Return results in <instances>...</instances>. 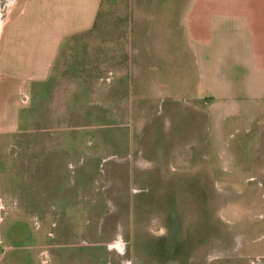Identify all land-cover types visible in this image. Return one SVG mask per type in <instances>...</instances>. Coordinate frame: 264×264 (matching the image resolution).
I'll return each instance as SVG.
<instances>
[{
  "label": "rangeland",
  "instance_id": "374dc122",
  "mask_svg": "<svg viewBox=\"0 0 264 264\" xmlns=\"http://www.w3.org/2000/svg\"><path fill=\"white\" fill-rule=\"evenodd\" d=\"M132 1L104 0L0 132V264H264V0H197L222 98L189 34L156 62L155 10Z\"/></svg>",
  "mask_w": 264,
  "mask_h": 264
},
{
  "label": "crops",
  "instance_id": "0c3cea01",
  "mask_svg": "<svg viewBox=\"0 0 264 264\" xmlns=\"http://www.w3.org/2000/svg\"><path fill=\"white\" fill-rule=\"evenodd\" d=\"M203 1L207 2V0ZM209 1L211 4L214 3V0ZM132 2L151 3L149 8L155 10L157 17L148 22L151 27L147 34L153 36L154 51H162V55L156 57V62H174V51L180 49L182 38L186 33L189 34L190 40L192 39L193 45L195 44V62H200L199 67L202 68L200 72L203 74L201 76L199 74V77H202L206 85L204 90L208 91L209 84L213 82L215 83L211 87L213 95L215 98H222L216 93L228 82L222 70V67L226 66H220V63L216 66L212 62H231L227 58L228 49L227 47L220 49L221 45H225L222 40L221 45L217 44V48L223 53L214 60L211 55L215 48L211 39L214 29L207 24L193 28L194 17L191 15L195 12L197 0H133ZM103 3L104 0H18L15 4L0 32L2 138L20 131V116L32 99L34 87L51 79L54 64L64 42L73 35L90 30L98 18ZM134 7L132 10L136 13ZM186 19L190 21L189 26L186 25ZM217 33L220 35L224 32L218 28ZM240 47V44L237 45L238 50ZM238 50L236 64L244 66L250 61L246 62L244 52L241 54V50L240 52ZM260 56H256L259 62H253L254 66L256 63L261 65V62H264V57ZM167 58L169 60L165 61ZM169 67L165 66V75L170 73ZM214 70L217 72L213 74ZM221 70L223 79L220 76ZM208 74L212 78L210 83ZM229 85H232V82ZM249 91L257 92L258 89L252 87Z\"/></svg>",
  "mask_w": 264,
  "mask_h": 264
},
{
  "label": "built area",
  "instance_id": "2783aa9c",
  "mask_svg": "<svg viewBox=\"0 0 264 264\" xmlns=\"http://www.w3.org/2000/svg\"><path fill=\"white\" fill-rule=\"evenodd\" d=\"M11 0H8V3L10 2ZM2 16V11H1V9H0V17Z\"/></svg>",
  "mask_w": 264,
  "mask_h": 264
}]
</instances>
